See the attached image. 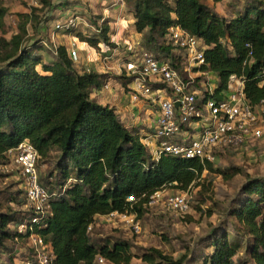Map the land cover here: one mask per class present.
I'll return each mask as SVG.
<instances>
[{
    "label": "trees",
    "instance_id": "obj_1",
    "mask_svg": "<svg viewBox=\"0 0 264 264\" xmlns=\"http://www.w3.org/2000/svg\"><path fill=\"white\" fill-rule=\"evenodd\" d=\"M207 1L124 0V5L134 19L135 31L156 45V58L168 56L163 37L170 26L179 25L208 46L204 68L216 75L218 89L226 88L230 75L240 76L247 100L256 107L264 101V0H244L231 18L217 14ZM39 3L42 10L50 0ZM31 9L17 14L16 32L9 38L0 36V159L24 140L36 148L41 160L56 154L47 182L40 177L39 182L59 195L51 201L46 226L36 228L53 247V264H97L98 256L108 264H132L134 258L143 264H184L186 254L174 259L149 247L136 255L125 240L92 242L87 228L97 217L113 211L141 217L149 195L161 189L184 192L199 186L195 193L203 194L202 173L218 169L213 161L165 154L153 161L137 130L127 128L114 107L91 97L108 74L78 68L62 44L56 46L52 61L43 60L39 54L43 45L39 39L32 41L42 17L37 14L40 10ZM7 12L0 0L2 32ZM96 27L98 38L78 34L79 42L102 54L116 48L109 22L102 20ZM114 77L130 91L131 76L123 72ZM54 171L57 179L51 177ZM69 178L72 181L62 191ZM130 196L135 201H129ZM195 207L200 209L198 204ZM230 207L231 229L226 221L213 228L208 252L199 264H264V177H249ZM21 209L0 211V246L6 240L23 238L17 232L23 219Z\"/></svg>",
    "mask_w": 264,
    "mask_h": 264
},
{
    "label": "built area",
    "instance_id": "obj_2",
    "mask_svg": "<svg viewBox=\"0 0 264 264\" xmlns=\"http://www.w3.org/2000/svg\"><path fill=\"white\" fill-rule=\"evenodd\" d=\"M78 23V17L72 16L58 20L54 29L70 32ZM113 37L117 45L115 35ZM163 40L170 50L167 57L156 58L153 53L140 47L137 57L124 59L121 65V72L132 77L129 83L132 102L144 98L145 103L156 109L151 131L141 139L153 161H158L163 154L214 161V150L219 145L243 146L248 140L263 137L264 123L260 122L258 110L264 114V101L261 100L256 107L251 106L245 96L242 77L232 74L226 88L218 89L216 75L204 68V50L208 46L201 38L179 25H172ZM68 53L72 61L77 63L79 55L74 44ZM100 58L106 62L111 55L101 53ZM103 87L107 88V83ZM3 155L0 173L9 172L12 169L9 167L13 165L24 192L23 219L17 225V232L23 235L25 243L19 248V261L15 260L14 264H53V247L36 232V228L46 226L51 213V201L59 194L56 191L49 192L40 184L39 155L29 141L20 142ZM71 181V178L66 181L62 191ZM162 199L176 214L183 215L190 211L188 190L170 194H165V189L155 191L149 195L144 207ZM128 200L133 202L135 198L130 196ZM100 217L107 222H125L135 232L140 231L135 212L113 211ZM92 227L89 225L87 229L91 230ZM97 261L104 262L101 256L97 257Z\"/></svg>",
    "mask_w": 264,
    "mask_h": 264
},
{
    "label": "rangeland",
    "instance_id": "obj_3",
    "mask_svg": "<svg viewBox=\"0 0 264 264\" xmlns=\"http://www.w3.org/2000/svg\"><path fill=\"white\" fill-rule=\"evenodd\" d=\"M1 1L8 8V12L4 17V32L0 30V36L6 38H9L17 30L18 13L31 12V8L40 10L37 11V14L42 17V22L37 34L33 35L32 41L39 39V44L43 45V51H39V54L46 62H50L55 58L54 51L58 44L65 42L67 46L71 45L66 36H72L77 41H80L77 37L78 34L96 38L97 35L94 34L97 33L94 29L97 28L96 24L99 25L101 23V19L108 21L110 26V22L114 21V16L105 17L103 8L109 7V10L111 12L116 11V14L120 10V12L126 13L124 0L121 7H118V5L110 7L113 1L108 2V0H50V4L42 10L39 9L42 4L39 3V0ZM243 2L244 0H221L218 3H213L211 0L207 1L208 5L217 14L225 18H231L234 13L239 12ZM113 7L115 11L112 10ZM72 16H77L79 20L77 27L72 31L63 32L54 29V24L58 20H66ZM106 16H108V13ZM129 17L130 19L132 18L130 13H128V18L126 17V19L128 20ZM27 27L29 32L32 33L29 24ZM110 29L113 31V27L110 26ZM137 42L146 51L149 50L153 54L158 52L156 45H152L144 39V34L139 36ZM77 46L79 57L78 62L75 63L76 66L80 64V56L83 55L82 49L84 45L80 42ZM137 46L134 47L136 50L132 52L125 49V57L122 60L129 57H137L140 54L139 46ZM111 50L106 54L113 56V60L118 58L119 55L114 56L115 51L111 53ZM157 56L159 58L162 57L161 55ZM121 73L118 72L113 75L118 76ZM110 77L112 78V76ZM114 80L117 81L116 78ZM155 113L156 109L152 108L150 119H154ZM258 113L260 122L264 123V114L262 115L261 110H258ZM139 114L143 115L144 113L141 110ZM123 123L127 126L126 121H123ZM140 127L142 128V126ZM146 129L148 130V128ZM55 155L52 152L48 160L38 159L39 177L44 183L47 182L49 173L53 171L56 160ZM214 155L213 167L218 169V172L205 170L202 173L201 177L206 185V190L203 194L195 193L199 186H192L188 190L191 202L188 213L183 215L176 214L164 204V199H162L156 204L147 206L142 216L138 217L140 223L139 232H135L125 222H107L104 218L97 217L90 230L91 241L98 243L105 239H121L130 244L132 252L136 255L141 254L149 247H156L174 259H179L183 254H186L184 264H199L201 256L208 252L206 247L209 241L208 235H210L213 228L222 221H226L229 223V229H231L234 219L227 215V210L231 208L232 202L239 197L240 188L244 182L249 177H264V134L261 139L248 140L243 146L219 145L215 148ZM9 168L12 169L0 175V211H5L9 208L19 212L24 205V192L20 178L16 174V168L13 165ZM222 171H225L224 173L226 174H222ZM55 174L56 171L53 172L51 177L56 178L57 175ZM181 192L173 188L165 189V194ZM207 196L210 199H207ZM13 197H16V200H13ZM204 198L206 199L200 203V200ZM195 202L200 209L195 207ZM24 243L25 241L22 239L17 241L6 240L4 242L5 245L0 246V264H14L15 260L18 262L19 248L23 247ZM97 264L108 263L98 262ZM132 264H143V261L134 258Z\"/></svg>",
    "mask_w": 264,
    "mask_h": 264
},
{
    "label": "crops",
    "instance_id": "obj_4",
    "mask_svg": "<svg viewBox=\"0 0 264 264\" xmlns=\"http://www.w3.org/2000/svg\"><path fill=\"white\" fill-rule=\"evenodd\" d=\"M104 1V0H103ZM112 2L110 7L114 5H118V7H121L123 5V0H108V2ZM103 6V4H102ZM117 7V8H118ZM115 11L114 7L112 9ZM104 16L105 17H111V15L114 16V21L110 22V26L113 27V34L115 35L116 40L118 41L117 48H113L111 50V53L115 51V55H119L118 58L113 60V56H111V59L108 61H102L100 56L101 53L95 51L93 48H90L89 46L84 45L82 52L83 55L80 56V64L77 65L78 68H83L84 70H91L98 73H104L108 74V79L105 83H107L108 87L104 88L103 85L99 90H96L91 93V97L95 99L100 104H107L109 106H112L115 108V111L117 112L120 120L126 121L127 126L125 123H123L127 128H134L137 130L138 134L140 135V138L142 139L146 134H148L151 131L152 128V119H150V113H151V106L149 104H146L144 98H140L137 102H132L130 98V91H125L120 82L115 81L114 79V73L117 74L118 72L121 73V65H122V58L125 57L124 53L125 49L126 51L132 52L135 51L137 45H138V38L141 35L140 33H137L134 29L133 22L134 19L129 17L128 13H122L120 11L117 12H111L109 10V7L103 8ZM108 13V16L106 14ZM130 23V24H129ZM40 32V31H39ZM129 32V34H128ZM85 35V34H84ZM68 40L70 41V44H76V48L78 49L79 41L74 40V37L72 36H66ZM136 39V40H134ZM135 42V43H134ZM65 45L67 50H69L70 46H67L65 42H62L58 45ZM125 46V47H124ZM139 46V45H138ZM137 46V47H138ZM140 48V46H139ZM121 50V51H120ZM112 76V78L110 77ZM125 91V92H124ZM142 100V101H141ZM144 101V102H143ZM140 107V108H139ZM143 111V115L139 114V111ZM150 112V113H149ZM142 113V112H141ZM142 126V128L140 127ZM148 128V130L146 129Z\"/></svg>",
    "mask_w": 264,
    "mask_h": 264
}]
</instances>
